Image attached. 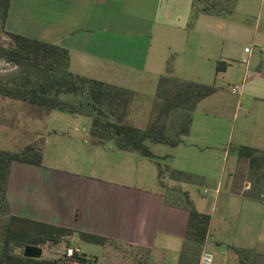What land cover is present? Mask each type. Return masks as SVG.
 <instances>
[{"label":"crops","instance_id":"1","mask_svg":"<svg viewBox=\"0 0 264 264\" xmlns=\"http://www.w3.org/2000/svg\"><path fill=\"white\" fill-rule=\"evenodd\" d=\"M82 1L11 0L5 21V27L10 30L5 31L49 42L10 24L15 11L24 16L32 7L38 14L41 12L51 17L52 44L68 49L72 73L117 86L145 75L154 77L158 74V68L153 66H158L165 59L160 52L162 46L173 41L176 35L183 40L181 54L185 58H189L187 50L192 41L195 52L190 57L197 62L196 22L203 13L193 20L192 0H110L117 2L115 15L124 9L129 15L127 19L114 15L109 17L106 0H86L81 5ZM257 25L254 41L259 36ZM254 47H258L259 56H263L261 64L249 67L253 49L246 54L244 47L239 60L242 59L245 67L233 85L236 87L231 89L236 90L231 92L242 103L240 141L232 146L231 133L225 142L216 140L217 136L224 135L222 119L211 117L206 110L200 118L204 131H199V135L197 132V138L212 144L197 143L195 146L202 154L207 150L216 152L211 153L210 159H220L221 154L228 158L229 150L235 153L238 146L264 151V42H255ZM227 72L226 67L224 74ZM192 124L188 135L193 130ZM58 135L53 131L42 136L45 143L40 166L12 163L6 190L11 214L112 240V244L105 247L95 245L102 250L93 249L89 255L96 264H178L188 212L165 203L157 173L153 183L141 174L143 157L115 150L110 145L83 147ZM88 142L90 139L84 140L83 144ZM225 145L228 150L226 147L224 152L218 151V146ZM239 164L246 169V162L238 160L231 174ZM231 196L233 199H229L230 210L227 213L233 228L230 244L226 250L221 249L222 242L211 238L209 228L202 248H214L212 264H240L231 247L252 251V262L255 258L257 261L264 258V194L259 200H248L235 195L231 187ZM116 246L140 251L142 262L130 256V252L116 249ZM104 252L110 255L105 257Z\"/></svg>","mask_w":264,"mask_h":264},{"label":"trees","instance_id":"2","mask_svg":"<svg viewBox=\"0 0 264 264\" xmlns=\"http://www.w3.org/2000/svg\"><path fill=\"white\" fill-rule=\"evenodd\" d=\"M193 9L200 0H192ZM11 0H0V24L5 27ZM216 14L202 8L193 13ZM6 32V31H5ZM8 45L0 43V60L17 68L0 84V95L29 106L36 119L47 117L58 110L91 119L89 139L92 145L135 153L153 159L147 146L154 144L178 146L182 137L190 132L194 111L202 100L212 96L217 89L172 77L170 67L159 77L155 95L160 102L155 119L145 128L125 123L133 96L129 89L74 74L69 70L67 48L49 42L6 32ZM226 63L219 61L216 72L225 70ZM44 138L30 142L19 150L0 149V264H62L61 257L47 259L25 258V246L40 247L47 244L78 246L79 242L105 247L112 240L70 228L43 223L11 214L6 195L12 163L20 162L40 166L43 161ZM246 169L238 165L233 171L232 192L248 200H259L264 194V151L248 146L234 149ZM157 181L166 188L165 180L176 184L201 185L204 178L192 173L175 170L156 162ZM178 204L165 195L167 205L174 204L188 212V221L179 254L178 264H195L210 226V216L198 212L187 192L178 195ZM20 249V253L15 252ZM240 264H253L252 251L231 247ZM43 255V254H42ZM80 264H96L95 259L83 254Z\"/></svg>","mask_w":264,"mask_h":264},{"label":"rangeland","instance_id":"3","mask_svg":"<svg viewBox=\"0 0 264 264\" xmlns=\"http://www.w3.org/2000/svg\"><path fill=\"white\" fill-rule=\"evenodd\" d=\"M85 3L86 0H83L80 4L84 5ZM105 3L108 6L109 17L110 15L126 19L129 17L124 9L115 15L117 2L106 0ZM202 8H207L209 12L216 14L203 13L197 22L194 21L198 27L197 62H194L190 57V54L195 52L192 41L187 50L189 58H185L181 54L183 40L180 35H176L173 41L162 46L163 49L160 52L165 55V59L158 63V66H153L158 68V74L154 77H151L150 74L136 78V80L125 81L120 86L133 93L125 123L137 128L147 127L156 117L160 106L155 95L156 85L159 77L166 74L167 67L172 68L173 72L170 74L172 77L211 85L217 89L215 94L200 103L194 111L193 130L189 135L182 137L183 144L173 147L146 142L155 158H141L143 161L141 165L143 166L140 169L141 174L145 175L146 179L152 180V183L154 175L157 173L156 162L175 170L203 177L204 183L201 185L175 184L165 180L167 186L162 189L164 194L170 197L171 202L175 204H178L176 200L178 195L187 192L194 207L210 216L211 238L222 242L219 247L226 250L230 244L229 239L233 231L227 218V213L230 210L229 199H233L231 196V172L239 159L237 154L232 153L231 150H229L228 158H223L221 154L220 159L216 157L210 159L211 153L215 154L216 152L207 150L202 154L195 144H212V142H203L197 138L201 133L199 131H204L200 120L204 110L211 113V117L218 116L219 119H222L221 131L224 132V135L217 136L216 140L225 142L231 133L232 146L240 141L239 132L243 117L242 103L238 96L231 92V89L236 87L233 85L240 78L245 67V64L241 62L242 59L239 60L244 47L253 49L251 63H248L249 67L254 64H261L260 60L263 59V56H259L261 55L259 48L254 47V45L255 42L260 44L264 42V32L261 33V30H264V0H200L196 3L193 12L195 13ZM30 10L24 16L23 14L20 16V12L15 11L12 14L11 26L18 30L31 32L39 38L53 43L54 34L51 32V17L44 16L41 12L38 14L32 7ZM256 25L259 26L260 30L257 41H254ZM5 29L10 30L9 27L2 28L0 24V43L8 45L10 39L6 35ZM219 61L226 63L227 74H224L225 70L220 73L216 72V65ZM76 68L74 66V69ZM147 69L150 67L147 66ZM16 71L15 66L0 60V84ZM90 126V118L58 110L52 111L43 119H36L30 114L27 104L0 95V149L19 150L24 145L38 141L43 135L47 136L48 132L53 131L58 132V137L65 139V141L73 140L83 147L90 148L91 142L83 144L84 140H89ZM197 132H199L198 135ZM41 134L43 135L41 136ZM226 147V145L218 146L217 149L224 152ZM226 149L228 150V147ZM234 210L235 208H232V211ZM65 247L64 243L47 244L42 247V257L47 259L60 257ZM78 247L88 256L93 249L94 251H102L98 246L84 242H79ZM116 249L130 252V256L133 255L138 262H142L140 251L131 250V248L124 246H118ZM206 251L214 254L215 250L209 246ZM15 252L20 253V249L15 248ZM108 254L104 252L103 255L108 257ZM230 254L228 253V255ZM215 259L217 260V257ZM253 264H264V258L258 261L255 258Z\"/></svg>","mask_w":264,"mask_h":264},{"label":"built area","instance_id":"4","mask_svg":"<svg viewBox=\"0 0 264 264\" xmlns=\"http://www.w3.org/2000/svg\"><path fill=\"white\" fill-rule=\"evenodd\" d=\"M252 51L251 47L248 48L246 47L244 49V53L250 54ZM244 62H247V60H244ZM233 92L236 90L233 89ZM205 193V192H204ZM262 197V196H261ZM83 252L78 246H68L65 247L64 252L62 255H60L62 259V264H80V259L83 258ZM88 258H92L87 255ZM213 263V254L206 251L202 250L200 252L197 264H212Z\"/></svg>","mask_w":264,"mask_h":264},{"label":"water","instance_id":"5","mask_svg":"<svg viewBox=\"0 0 264 264\" xmlns=\"http://www.w3.org/2000/svg\"><path fill=\"white\" fill-rule=\"evenodd\" d=\"M42 248L34 246H25L22 249V255L25 258L40 259L42 257Z\"/></svg>","mask_w":264,"mask_h":264}]
</instances>
